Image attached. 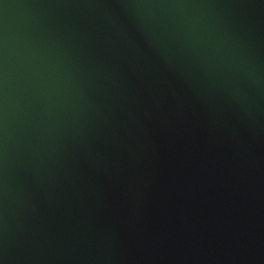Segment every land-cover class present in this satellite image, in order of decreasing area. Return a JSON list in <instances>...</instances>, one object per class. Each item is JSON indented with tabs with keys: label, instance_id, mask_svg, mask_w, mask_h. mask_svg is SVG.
Returning a JSON list of instances; mask_svg holds the SVG:
<instances>
[{
	"label": "water",
	"instance_id": "95a60500",
	"mask_svg": "<svg viewBox=\"0 0 264 264\" xmlns=\"http://www.w3.org/2000/svg\"><path fill=\"white\" fill-rule=\"evenodd\" d=\"M0 264H264V0H0Z\"/></svg>",
	"mask_w": 264,
	"mask_h": 264
}]
</instances>
